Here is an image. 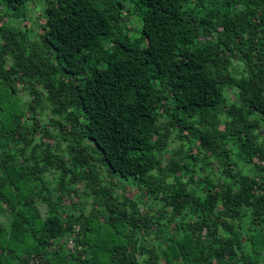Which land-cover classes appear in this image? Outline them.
<instances>
[{"label":"trees","instance_id":"1","mask_svg":"<svg viewBox=\"0 0 264 264\" xmlns=\"http://www.w3.org/2000/svg\"><path fill=\"white\" fill-rule=\"evenodd\" d=\"M0 19V264H264V0Z\"/></svg>","mask_w":264,"mask_h":264},{"label":"rangeland","instance_id":"2","mask_svg":"<svg viewBox=\"0 0 264 264\" xmlns=\"http://www.w3.org/2000/svg\"><path fill=\"white\" fill-rule=\"evenodd\" d=\"M134 11L137 13V10H136V9H133V10H132V12H134ZM135 16H136V14L134 15V19H135L136 21L140 20L139 12H138L137 16H136V17H135ZM0 20H1V19H0ZM35 34H37V33H35ZM24 98H26V97L24 96ZM62 148H63V147H62ZM127 189H129V188L127 187ZM136 194H138L137 191H135V190L130 191V192H129V197H131V198L133 199V196L136 195ZM81 203L83 204V206L87 207V204H86L85 202H81ZM141 212H144V208L141 209Z\"/></svg>","mask_w":264,"mask_h":264},{"label":"built area","instance_id":"3","mask_svg":"<svg viewBox=\"0 0 264 264\" xmlns=\"http://www.w3.org/2000/svg\"><path fill=\"white\" fill-rule=\"evenodd\" d=\"M72 237H73V235H72ZM72 243H73V240H72V238H71V239H69L68 242H67V247H68V248H72ZM30 264H42V263L39 262V260H37V259H32L31 262H30Z\"/></svg>","mask_w":264,"mask_h":264}]
</instances>
